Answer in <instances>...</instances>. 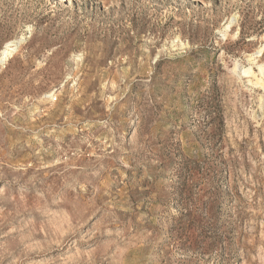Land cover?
<instances>
[{
  "label": "rangeland",
  "instance_id": "374dc122",
  "mask_svg": "<svg viewBox=\"0 0 264 264\" xmlns=\"http://www.w3.org/2000/svg\"><path fill=\"white\" fill-rule=\"evenodd\" d=\"M15 41L0 264H264V0H0Z\"/></svg>",
  "mask_w": 264,
  "mask_h": 264
},
{
  "label": "bare ground",
  "instance_id": "6f19581e",
  "mask_svg": "<svg viewBox=\"0 0 264 264\" xmlns=\"http://www.w3.org/2000/svg\"><path fill=\"white\" fill-rule=\"evenodd\" d=\"M230 26V25H229ZM227 25V27H229ZM230 28V27H229ZM225 35V34H223ZM17 42H10L7 44V46L5 47V49L2 51L1 53V61L3 59H5L7 56H9L16 48ZM262 50V49H261ZM259 50L257 53H260ZM260 55H258L257 57H259ZM249 61V66L245 67L242 66L241 68H239V65L235 62L233 65V72H235L238 77L240 78L241 75H245L247 77V83H249L250 85H256V86H260L261 89L264 91V62L263 63H258V61H254V58L252 56H250L248 58ZM251 63H254L257 67V73L253 70V66H251ZM252 87V86H251Z\"/></svg>",
  "mask_w": 264,
  "mask_h": 264
}]
</instances>
